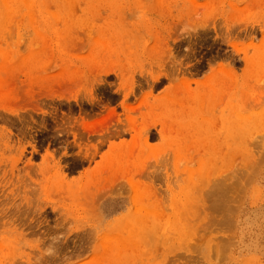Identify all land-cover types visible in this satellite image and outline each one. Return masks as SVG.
<instances>
[{
	"label": "rangeland",
	"instance_id": "1",
	"mask_svg": "<svg viewBox=\"0 0 264 264\" xmlns=\"http://www.w3.org/2000/svg\"><path fill=\"white\" fill-rule=\"evenodd\" d=\"M6 1L0 264L87 257L93 233L135 197L129 175L153 187L138 196L165 231L126 264H264V0ZM235 104L246 119L216 137ZM193 115L208 117L211 142L196 126L176 130ZM113 148L118 165L107 162ZM58 165L79 188L87 171L117 173L89 184L77 211L52 183ZM218 185L228 188L225 212L214 206Z\"/></svg>",
	"mask_w": 264,
	"mask_h": 264
},
{
	"label": "bare ground",
	"instance_id": "2",
	"mask_svg": "<svg viewBox=\"0 0 264 264\" xmlns=\"http://www.w3.org/2000/svg\"><path fill=\"white\" fill-rule=\"evenodd\" d=\"M15 4H24V6L28 7V3L30 1H37L38 4L44 5V0H11ZM7 1L5 0L4 6L7 10L9 6L7 5ZM107 5H114L116 6V0H107ZM104 43V42H103ZM100 44V43H99ZM111 45L109 43H104V48L108 49ZM217 67V66H216ZM214 89V88H213ZM194 99L200 100V95L194 96ZM160 104H166L163 99L158 100ZM194 109L193 107H191ZM247 115L242 113L240 108L235 104L234 107L229 108L228 115H225L223 112L219 115L222 128L220 129L219 133L216 134V137L224 135L231 123L234 120H237V126H240V123L246 119ZM202 122L204 124L209 123L208 117L206 119L199 120L197 115H193L192 118L179 121L177 125L179 127L176 129L177 131L185 130L188 127L198 128L201 136L198 137L201 143H208L211 142V139L208 138L206 135V130L202 126ZM213 121H210L212 124ZM11 128H13L11 126ZM9 129V136L12 137L13 133ZM226 130L223 132V130ZM177 138V137H176ZM173 138V139H176ZM181 140V139H178ZM194 140V138L192 139ZM182 141V140H181ZM35 144H32V146ZM112 158H107V162L109 164L118 165L122 159L121 154L116 152V149L113 148L112 150ZM42 159L48 162L49 158H53V155L49 152H45L41 155ZM31 160V159H30ZM113 168V167H112ZM64 166L58 165L53 170V180L52 183H57L55 189L62 194L74 195L72 200L67 202H62L63 206H66L71 210L74 208L77 211H81L85 209V207L89 204V201L85 198L86 192L89 190V184H95L101 180H112L117 173L115 172L108 173L107 176L104 177H95L94 173H90L89 171L86 173V180L87 183L79 188L81 181L78 177H68L66 175ZM11 173H13V168H10ZM138 180H134L132 176H128V187L134 193L135 197L133 196V200L131 199L130 205L127 207V211L122 213L120 216H114L108 221L104 227V230L100 231L98 234L93 233L92 236L97 238V242H95L91 247H89V255L85 258H79V254H77V260H79L76 264H126L133 255L138 254L140 252H151L150 244L154 241V238L158 236L157 228L161 227V230L165 231V229L158 225L156 222H153L152 219L148 221L147 216L151 214L153 211L151 208L148 207V204L141 203L140 198L138 195L143 194H153L154 190L150 184L143 183L138 184ZM96 187V186H95ZM227 187L222 185H218L216 187L217 197L220 199L214 202V206L218 209H221L223 212L226 211V201H227ZM42 192H46V187L44 186L41 189ZM14 195V193H12ZM52 209L56 208V205L51 206ZM5 212V207H2L0 211V216L3 215ZM227 217L224 216L221 220H226ZM221 224V222H219ZM170 220L167 218V222L164 226H171ZM178 233L183 230L182 226L173 227ZM125 232V233H124ZM156 233V234H155ZM155 234V235H154ZM154 235V237H153ZM148 246V247H147ZM86 249V248H85ZM84 249V250H85ZM83 250V251H84ZM50 255L53 254L52 251L49 253Z\"/></svg>",
	"mask_w": 264,
	"mask_h": 264
}]
</instances>
